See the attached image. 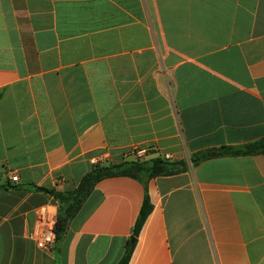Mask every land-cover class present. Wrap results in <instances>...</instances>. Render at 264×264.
I'll list each match as a JSON object with an SVG mask.
<instances>
[{
    "label": "crops",
    "instance_id": "obj_1",
    "mask_svg": "<svg viewBox=\"0 0 264 264\" xmlns=\"http://www.w3.org/2000/svg\"><path fill=\"white\" fill-rule=\"evenodd\" d=\"M264 138V0H0V264H264V156L97 184L51 251L36 187ZM19 176V182L12 181ZM58 210V211H59Z\"/></svg>",
    "mask_w": 264,
    "mask_h": 264
},
{
    "label": "trees",
    "instance_id": "obj_2",
    "mask_svg": "<svg viewBox=\"0 0 264 264\" xmlns=\"http://www.w3.org/2000/svg\"><path fill=\"white\" fill-rule=\"evenodd\" d=\"M264 156V138L241 146H223L207 149L191 155L190 162L185 160L173 161L168 158L157 157L148 160L124 161L115 165H97L82 179L79 187L71 192H59L36 187V190L51 194L59 203L60 210L57 222V241H62L68 232L72 220L77 216L84 203L94 191L99 182L112 177H130L143 183L147 187L153 178L170 177L185 173L190 165L196 167L203 162L222 157ZM153 207L148 193L136 221L132 239L126 245V251L118 264H129L135 249L136 241L141 230L151 214Z\"/></svg>",
    "mask_w": 264,
    "mask_h": 264
},
{
    "label": "built area",
    "instance_id": "obj_3",
    "mask_svg": "<svg viewBox=\"0 0 264 264\" xmlns=\"http://www.w3.org/2000/svg\"><path fill=\"white\" fill-rule=\"evenodd\" d=\"M150 155L147 149H134L130 151L128 156H133L137 160H144ZM106 157L91 159L93 166L100 165L106 161ZM12 181L19 182V176L15 175ZM59 209L57 207L46 206L42 207L37 212L36 223L30 232V237L36 242L37 246L44 251H51L57 241V222L59 216Z\"/></svg>",
    "mask_w": 264,
    "mask_h": 264
},
{
    "label": "rangeland",
    "instance_id": "obj_4",
    "mask_svg": "<svg viewBox=\"0 0 264 264\" xmlns=\"http://www.w3.org/2000/svg\"><path fill=\"white\" fill-rule=\"evenodd\" d=\"M104 165H108V163H105Z\"/></svg>",
    "mask_w": 264,
    "mask_h": 264
}]
</instances>
